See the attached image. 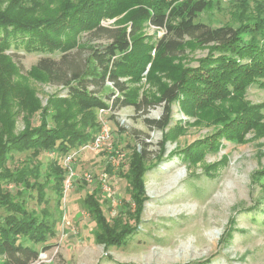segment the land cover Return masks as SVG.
Wrapping results in <instances>:
<instances>
[{
	"label": "trees",
	"instance_id": "obj_1",
	"mask_svg": "<svg viewBox=\"0 0 264 264\" xmlns=\"http://www.w3.org/2000/svg\"><path fill=\"white\" fill-rule=\"evenodd\" d=\"M210 4L209 0H0V209L7 212L0 215V264H35L41 253L37 244H42L45 251L49 249L48 240L56 234L53 213L29 209L28 198L23 196H35L31 192L35 190L39 202L48 201L46 187H51L60 201L66 177L57 159L46 166L45 172L40 164L12 170L6 164L12 153L33 150V156L42 151L62 155L80 147L100 130L101 108L134 106L144 112L163 103L160 118H146L148 124L162 130L182 129L179 124L170 127L175 102L187 115L196 117L194 124L223 121V127L212 137L197 139L176 150L194 163L202 160L206 151L218 148L220 136L240 142L260 123L264 103L241 101L228 108L224 101L240 100L251 84L264 82V4H257L250 13L244 12L247 4H243L238 27L212 26L197 20ZM130 6V29L101 24L103 18ZM144 20L163 30V34L148 40L139 35ZM84 32L104 33L108 40L87 46L78 40ZM189 42L209 46L212 53L198 67L175 65L172 58L181 56ZM13 47L30 53L60 52V59L42 57L31 74L61 83L67 88L66 94L54 93L42 107L34 87L16 77L21 69L10 53ZM84 48L88 54L81 58L77 54ZM158 63V71H166L170 82L162 81L156 70L152 71ZM149 64L150 78L160 85L157 94L140 87ZM23 110L24 127L18 129L17 115ZM230 112L236 115L232 117ZM32 113H39V125L32 126ZM160 144L163 151L165 141ZM149 153L146 142L136 144L127 156L128 168L120 171L132 202L137 203L132 213L135 221L147 197ZM105 169L112 173L110 166ZM256 174L264 177V168ZM41 176L46 177L45 182ZM31 177L35 178L32 183ZM6 183L20 188L13 193ZM104 201L100 188L86 189L83 204L97 225L95 241L120 244L136 226L118 217L111 222Z\"/></svg>",
	"mask_w": 264,
	"mask_h": 264
},
{
	"label": "rangeland",
	"instance_id": "obj_2",
	"mask_svg": "<svg viewBox=\"0 0 264 264\" xmlns=\"http://www.w3.org/2000/svg\"><path fill=\"white\" fill-rule=\"evenodd\" d=\"M209 1L211 4L199 14L197 20L212 26L229 24L238 27L243 4H247L246 13L255 11L257 4H264V0ZM131 8L127 7L113 17L103 18L101 24L106 27L123 25L130 29L128 14ZM138 34L148 40L152 35L160 37L163 30L144 20ZM78 40L88 46L107 42L108 39L104 33L93 35L84 32ZM10 53L21 69L16 77L24 78L34 87L42 107L46 106L54 93L66 94L67 88L61 83L48 82L31 74L33 66L42 57L60 59V52L30 53L23 48L13 47ZM210 53L212 50L209 46L189 42L184 53L172 58V61L175 65L198 67ZM87 54L88 50L84 48L77 55L84 58ZM159 64L151 70H156L162 81L170 82L166 71H158L161 70ZM149 68L150 64L143 74L140 87L157 94L160 85L150 78ZM241 101L264 103V82L251 84L240 100L226 99L224 103L229 108ZM15 108L18 109L17 106ZM163 111L164 104L160 103L144 112L137 111L134 106H124L104 114L111 131L112 145L124 148L129 154L133 146H142L146 142L150 150L145 175L147 197L138 221L132 217L137 203L132 202L126 189L127 182L120 176V171L128 168L127 160L113 180L116 193L122 198V209L118 213L110 212L112 205L104 201L105 212L111 222L118 217L136 228L120 244L107 245L95 241L97 225L83 204L89 185L83 179H76L68 190L64 188L60 201H57V194L51 187H46L48 201L44 202H39L36 191L32 190L35 196H23L28 198L27 207L35 209L37 213L49 210L56 225L55 236L48 240L51 244L49 249L45 251L42 244H37L41 253L35 264H183L197 260H206L207 264H264V177L256 174L264 168V106L261 107L263 118L260 123L247 131L242 141L220 136L217 138L220 141L218 148L206 151L202 160L196 163L186 160L176 150L197 139L212 137L224 122L203 121L194 124L192 122L196 117L187 115L175 102L170 127L179 124L182 129L162 130L147 123L146 118H160ZM25 112L23 110L17 115L18 129L24 127ZM230 115L234 117L236 114L230 112ZM31 122L32 126L40 124L39 113H32ZM161 140L165 141L163 151ZM32 151L14 152L6 164L12 170L23 166L35 168L40 164L45 172L46 166L57 159L63 166L64 154L42 151L33 156ZM106 154V151L79 152L74 165L76 172L82 175L104 169L107 165ZM34 180V177L30 178L31 183ZM40 180L45 182L46 177L41 176ZM5 187L13 193L20 188L13 183H6ZM5 214L7 212L0 209V215Z\"/></svg>",
	"mask_w": 264,
	"mask_h": 264
},
{
	"label": "built area",
	"instance_id": "obj_3",
	"mask_svg": "<svg viewBox=\"0 0 264 264\" xmlns=\"http://www.w3.org/2000/svg\"><path fill=\"white\" fill-rule=\"evenodd\" d=\"M110 109L101 108L99 110V121H100V130L95 135V137L89 142L81 145L80 147L74 149L71 152H68L62 157V164L66 171V177L64 180V188L68 190L72 187L73 182L77 180H85L88 182V190L92 191L96 188H100V191L109 204L112 205V208H109L110 212L118 213L122 208L121 196L116 193L114 186V178L116 177L119 169L123 167L126 163V158L128 156V151L124 148L110 143L111 131L107 122L106 117L104 116L105 112H108ZM81 151H92V152H101L106 151L107 165L112 166V173L108 170L101 169L95 172H85L82 175L76 172L75 160L77 155ZM106 165V166H107Z\"/></svg>",
	"mask_w": 264,
	"mask_h": 264
},
{
	"label": "crops",
	"instance_id": "obj_4",
	"mask_svg": "<svg viewBox=\"0 0 264 264\" xmlns=\"http://www.w3.org/2000/svg\"><path fill=\"white\" fill-rule=\"evenodd\" d=\"M88 189V188H87Z\"/></svg>",
	"mask_w": 264,
	"mask_h": 264
}]
</instances>
